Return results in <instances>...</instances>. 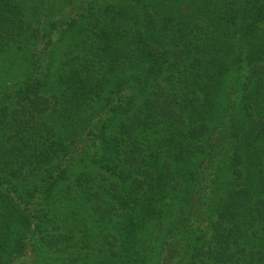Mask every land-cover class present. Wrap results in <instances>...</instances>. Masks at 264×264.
I'll return each mask as SVG.
<instances>
[{
	"label": "trees",
	"instance_id": "obj_1",
	"mask_svg": "<svg viewBox=\"0 0 264 264\" xmlns=\"http://www.w3.org/2000/svg\"><path fill=\"white\" fill-rule=\"evenodd\" d=\"M0 264H264V0H0Z\"/></svg>",
	"mask_w": 264,
	"mask_h": 264
}]
</instances>
